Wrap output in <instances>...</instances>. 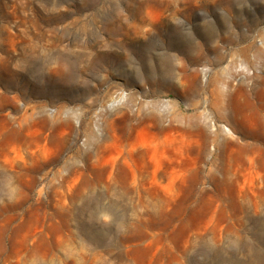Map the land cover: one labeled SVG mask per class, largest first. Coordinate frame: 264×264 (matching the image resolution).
<instances>
[{
    "label": "rangeland",
    "instance_id": "1",
    "mask_svg": "<svg viewBox=\"0 0 264 264\" xmlns=\"http://www.w3.org/2000/svg\"><path fill=\"white\" fill-rule=\"evenodd\" d=\"M0 264H264V0H0Z\"/></svg>",
    "mask_w": 264,
    "mask_h": 264
},
{
    "label": "bare ground",
    "instance_id": "2",
    "mask_svg": "<svg viewBox=\"0 0 264 264\" xmlns=\"http://www.w3.org/2000/svg\"><path fill=\"white\" fill-rule=\"evenodd\" d=\"M159 112L157 111H153V113L151 115H145L144 118L142 119V123H148V122H153L154 124H157L159 125L161 123V114H160V117H159ZM60 122V121H59ZM160 127V126H159ZM158 128V127H156ZM160 129L162 132H165V131H171V132H175V131H178V128H174L173 126H170V127H160L158 128ZM159 130V131H160ZM154 132V131H153ZM156 134V133H154ZM174 135V133H172ZM177 142V141H176Z\"/></svg>",
    "mask_w": 264,
    "mask_h": 264
}]
</instances>
